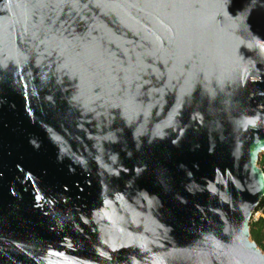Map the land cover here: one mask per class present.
I'll use <instances>...</instances> for the list:
<instances>
[{
  "label": "water",
  "instance_id": "95a60500",
  "mask_svg": "<svg viewBox=\"0 0 264 264\" xmlns=\"http://www.w3.org/2000/svg\"><path fill=\"white\" fill-rule=\"evenodd\" d=\"M264 0H0V264H264Z\"/></svg>",
  "mask_w": 264,
  "mask_h": 264
},
{
  "label": "trees",
  "instance_id": "16d2710c",
  "mask_svg": "<svg viewBox=\"0 0 264 264\" xmlns=\"http://www.w3.org/2000/svg\"><path fill=\"white\" fill-rule=\"evenodd\" d=\"M260 207H262V210L264 212V197H261L254 209V212L257 211ZM249 232L250 238L258 245L261 250H264V244L262 243L264 239V216H260L256 220L249 222Z\"/></svg>",
  "mask_w": 264,
  "mask_h": 264
},
{
  "label": "rangeland",
  "instance_id": "374dc122",
  "mask_svg": "<svg viewBox=\"0 0 264 264\" xmlns=\"http://www.w3.org/2000/svg\"><path fill=\"white\" fill-rule=\"evenodd\" d=\"M260 156L262 155V153H260L259 154ZM259 159V158H258ZM258 164H260L259 163V160H258ZM254 209H255V207H254ZM260 216H264V212H263V210H262V207H260L257 211H253L252 212V214H251V216H250V219H249V222L250 221H254V220H256L258 217H260ZM262 243L264 244V239H263V241H262ZM262 252H264V250H262Z\"/></svg>",
  "mask_w": 264,
  "mask_h": 264
},
{
  "label": "built area",
  "instance_id": "2783aa9c",
  "mask_svg": "<svg viewBox=\"0 0 264 264\" xmlns=\"http://www.w3.org/2000/svg\"><path fill=\"white\" fill-rule=\"evenodd\" d=\"M261 153H262V155L261 156L259 155V159H258L260 164H258V165L263 171V168H264V151ZM262 197H264V192L262 194Z\"/></svg>",
  "mask_w": 264,
  "mask_h": 264
}]
</instances>
